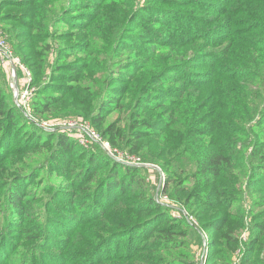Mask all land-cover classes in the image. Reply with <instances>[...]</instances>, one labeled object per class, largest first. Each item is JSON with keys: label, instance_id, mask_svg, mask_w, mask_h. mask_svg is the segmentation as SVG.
Instances as JSON below:
<instances>
[{"label": "rangeland", "instance_id": "1", "mask_svg": "<svg viewBox=\"0 0 264 264\" xmlns=\"http://www.w3.org/2000/svg\"><path fill=\"white\" fill-rule=\"evenodd\" d=\"M0 39L33 89L30 117L19 110L10 135L0 134V264H57L51 255L59 264H201L209 233L203 264H264V0H0ZM1 93L16 105L0 55ZM110 94L120 105L102 109ZM71 121L137 172L107 205L84 201L103 196L110 167L84 181L86 157L67 165L53 155L54 134ZM66 132L87 156L103 155ZM212 154L229 158L220 174L202 168ZM15 191L25 217L10 206ZM157 194L197 227L171 208L153 225L162 213L147 198ZM115 242L123 261H111Z\"/></svg>", "mask_w": 264, "mask_h": 264}, {"label": "trees", "instance_id": "2", "mask_svg": "<svg viewBox=\"0 0 264 264\" xmlns=\"http://www.w3.org/2000/svg\"><path fill=\"white\" fill-rule=\"evenodd\" d=\"M112 99L115 98V100H110L107 102H104L101 104V108L105 109L109 107H113V106H117L120 105V102L117 101L119 96L116 94H110L109 95ZM43 105H48L49 103H47L45 100L43 101ZM20 109L17 108V106L12 105L10 103V100L7 99V97L5 95H3L2 93L0 94V117L2 118V120H0V134L2 136H6V135H10V133L13 131L14 127H16V125L18 124L19 120H18V112ZM21 114V113H20ZM96 122V120H95ZM144 125H147L146 123H144ZM68 131V130H66ZM66 131H64L63 129L59 130L58 132H56L54 135L56 136V142L53 146L54 149V157L56 156L57 159H59L62 163L65 164H70V159H74L76 157H81V158H85L86 157V161L83 162V164L85 165L84 168V174L81 175V179H84V181H87L89 179H91L93 176H95L98 172V170L102 167H110V170H108L107 175L102 179V181H100V186L102 188L101 190V195H103L101 198L96 199L95 197L88 196L86 198V200L84 201V203L88 202V201H93L92 203H98L99 206L101 205H107L106 201L107 199L111 196L113 197L114 194H120L122 195V193L129 189L131 187V183H133V180L135 179V176L137 175V172L135 171V168L132 166H128L119 162L114 161L113 159H111L110 157H108L104 152L102 156H98L97 154H91L88 155L85 153V151L78 149L79 147L77 146L78 141H74V139L70 136V134H68ZM26 137H28L30 140H33L34 142H41V137H37L34 134L32 135H27ZM142 137L141 136H137ZM112 141L114 142L115 139L112 138ZM48 145V144H46ZM100 148V147H99ZM101 149V148H100ZM102 150V149H101ZM105 154V155H104ZM263 156V155H262ZM54 157L52 158V160H54ZM229 158L228 156H224L221 154H212L209 155V157L205 160V162L203 163V169L208 170L214 174H220L221 170L223 168L222 163L223 162H228ZM54 162V161H52ZM83 181V182H84ZM132 181V182H131ZM107 192H106V190ZM148 204L147 207L148 208H155L157 209L158 212L162 213L160 214L157 218H155L153 222V225H155L157 222L155 221L157 219V221L159 219H162V221H169V215H168V210L169 207H166L160 203H158L155 199H152L151 196H148ZM10 206L12 209H14L15 212H17L18 216H23L25 217V213L27 212V208L25 206V201H24V196L22 194V192L20 191H15L13 192V194L11 195L10 198ZM27 201V200H26ZM154 216H152L153 218ZM151 219V218H150ZM146 219L140 220L138 221L137 224L135 225H139V227H142V232L144 233L145 230V225L150 222ZM221 221V220H220ZM177 222H173L172 224H175ZM216 223V224H220L218 222H212ZM184 224L186 225V228H190L193 229L195 228L194 226H192L185 218H184ZM224 225V224H223ZM209 226V225H207ZM205 227L206 229H209V227ZM165 230L170 231L171 228H169L167 225L164 227ZM155 229H157V227H155ZM161 229V228H160ZM132 228L129 227L127 229V237H129L130 233H131ZM217 232L221 230L220 226H218L216 228ZM150 233H153V231H151ZM200 234V233H199ZM140 235L139 234H133V236L138 238ZM152 235V234H151ZM208 236H212L211 233L208 234ZM201 237V246L204 244L203 238ZM130 240V238H129ZM128 240V241H129ZM212 240V237H211ZM58 242H62L61 240L57 239ZM116 244V250L113 253V258L111 261H123L125 257L124 253L126 252L125 250L120 249L119 243L115 242ZM212 243L210 242L209 245H211ZM128 247H130V242H128ZM127 250H130V248H128ZM134 255V253H133ZM132 257H130L129 259H131ZM48 260L50 261H54L55 263L59 264V259L56 255H51V257H47ZM128 261V260H127ZM165 264H171L170 262H166ZM207 264H209V262H207Z\"/></svg>", "mask_w": 264, "mask_h": 264}, {"label": "built area", "instance_id": "3", "mask_svg": "<svg viewBox=\"0 0 264 264\" xmlns=\"http://www.w3.org/2000/svg\"><path fill=\"white\" fill-rule=\"evenodd\" d=\"M0 55L10 65L11 68L12 89L14 92L16 106L21 111L25 112L27 117H30L27 111H28V106L30 105L31 96L33 95V89L29 88V84L31 81V72L25 68L24 79L27 80V83H25L26 86H21V82H24L25 80L24 81L20 80L18 76V63H19L18 58L12 54V51L8 48L5 40L2 39H0ZM60 129L68 130V131L70 130L79 131L81 134L86 136V138L80 139L81 143L83 144L94 143L98 145L102 149V151L111 159L125 162V160L118 155L116 150H114L111 142L99 136L94 130L90 128L89 125L84 124L82 122L71 121V122L63 123L60 126ZM159 195L160 194H157L156 196L157 202L178 212L192 226L197 227L198 222L193 215L189 214L184 208L179 207L176 204H173L170 201L163 199V197H160ZM207 239L208 236L206 235L203 245L205 246V249L201 254L202 263L209 251L208 248L209 245Z\"/></svg>", "mask_w": 264, "mask_h": 264}, {"label": "crops", "instance_id": "4", "mask_svg": "<svg viewBox=\"0 0 264 264\" xmlns=\"http://www.w3.org/2000/svg\"><path fill=\"white\" fill-rule=\"evenodd\" d=\"M201 264H203V263L201 262Z\"/></svg>", "mask_w": 264, "mask_h": 264}]
</instances>
